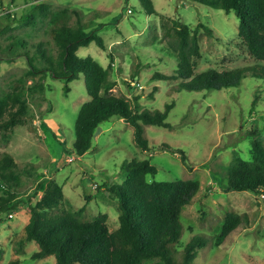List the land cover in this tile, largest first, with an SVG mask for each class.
I'll list each match as a JSON object with an SVG mask.
<instances>
[{
    "label": "rangeland",
    "instance_id": "1",
    "mask_svg": "<svg viewBox=\"0 0 264 264\" xmlns=\"http://www.w3.org/2000/svg\"><path fill=\"white\" fill-rule=\"evenodd\" d=\"M151 1L152 15L143 12L139 0H0V100L16 94L27 104L24 122L0 135V155L12 156L18 176L0 192L16 196L15 209L0 218V264H56L53 256L31 259L39 249L36 242L17 252L30 217L29 204L35 203L33 195L43 182L61 185L64 198L59 210L84 207L83 221L106 214L109 230L118 228V199L108 189L124 180L122 164L134 158L149 160L157 168V181H199L197 194L181 212L184 234L179 245L202 236L196 264H264V192H225L221 187L225 179L213 175L223 176L224 167L238 155L250 159L248 133L264 126V86L249 72L238 87L211 92H179L180 79H154L155 73L167 74L175 68L176 55L163 37V24L176 19L192 28L200 23L212 28L211 35L200 29L196 73L257 65L242 47L239 20L233 12L187 0ZM37 3L47 7L45 17L33 12ZM62 9L69 10V25L80 22L87 31L98 29L106 50L91 43L79 48L77 55L90 56L105 68L110 65V80L115 83L110 93L140 111H163L173 104L166 119L169 127L144 125L147 152L135 145L129 124L112 118L97 127L85 155L73 153L78 110L90 100L84 78L66 83L43 71L29 74L28 61L34 59L38 69L44 66L40 47L47 56H57L48 29L51 15ZM30 17L33 21L26 22ZM65 86L69 91H64ZM164 144L185 151L190 168ZM229 210L241 214L243 222L217 245ZM146 264L162 263L153 259Z\"/></svg>",
    "mask_w": 264,
    "mask_h": 264
},
{
    "label": "trees",
    "instance_id": "2",
    "mask_svg": "<svg viewBox=\"0 0 264 264\" xmlns=\"http://www.w3.org/2000/svg\"><path fill=\"white\" fill-rule=\"evenodd\" d=\"M187 1L213 10L233 12L239 20L238 37L242 47L257 65L225 72L207 70L196 73L197 59L200 58V29L211 35L212 28L201 23L192 28L176 19L163 24V37L176 55L175 68L167 74L155 73L154 79H180L176 86L179 92H211L238 87L249 72L264 86V0ZM139 3L146 15L155 14L151 0H139ZM46 8L37 3L33 5V12L39 11L45 17ZM68 13V9H62L52 14L49 21L48 33L57 46V56H47L40 47L38 54L44 60V66L38 69L34 59L28 61L29 74L43 71L66 83L80 76L84 78L90 100L78 110L73 153L78 157L85 155L93 145L97 127L112 118L129 124L134 130L135 145L147 152L149 145L144 136V125L169 127L166 119L173 104H167L163 111H140L128 100L110 93L115 85L110 80V65L105 68L90 56L77 55L79 48L91 43L106 50L103 38L97 33L98 29L87 31V26L80 22L69 25ZM25 21L30 23L33 20L30 17ZM19 43L26 42L20 40ZM64 91L69 88L65 86ZM26 114L27 104L23 98L16 94L4 96L0 100V135L5 136L7 131L23 123ZM248 135L251 137L250 159L238 155L224 167L223 176L217 172L213 174L225 179L221 183L225 192H264V126L250 129ZM163 147L179 154L183 165L190 168L185 151L166 144ZM14 166L11 155H0V192L4 184L13 185L18 178ZM121 168L124 180L108 189L118 199V228L109 230L106 214H100L92 221H83L84 207L77 211L59 210L64 198L63 189L54 181H47L41 183L34 193L35 203L29 204L30 217L17 252L23 251L26 243L36 242L39 249L32 253L31 259L53 256L56 264H146L153 259L162 264H196L198 250L204 245L202 236L192 237L183 247L179 245L184 234V226L180 224L181 212L197 194L199 181H157L154 179L157 168L147 159L134 158L124 162ZM39 193L42 195L37 197ZM15 198L9 191L0 195V218L15 209V203H12ZM242 222L241 214L226 211L216 244H221Z\"/></svg>",
    "mask_w": 264,
    "mask_h": 264
},
{
    "label": "built area",
    "instance_id": "3",
    "mask_svg": "<svg viewBox=\"0 0 264 264\" xmlns=\"http://www.w3.org/2000/svg\"><path fill=\"white\" fill-rule=\"evenodd\" d=\"M1 10V9H0ZM12 215H10V217H11Z\"/></svg>",
    "mask_w": 264,
    "mask_h": 264
}]
</instances>
